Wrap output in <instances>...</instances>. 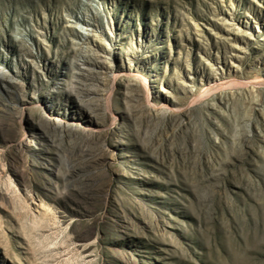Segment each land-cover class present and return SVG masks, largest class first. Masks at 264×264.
Instances as JSON below:
<instances>
[{"label":"rangeland","instance_id":"obj_1","mask_svg":"<svg viewBox=\"0 0 264 264\" xmlns=\"http://www.w3.org/2000/svg\"><path fill=\"white\" fill-rule=\"evenodd\" d=\"M0 264H264V0H0Z\"/></svg>","mask_w":264,"mask_h":264},{"label":"bare ground","instance_id":"obj_2","mask_svg":"<svg viewBox=\"0 0 264 264\" xmlns=\"http://www.w3.org/2000/svg\"><path fill=\"white\" fill-rule=\"evenodd\" d=\"M94 49H95V48H94ZM94 49H93V50H94ZM95 50H96V49H95ZM93 52H94V51H93ZM97 56H99V57H100V55H98V54H97ZM87 63H89V61H88V60H86V62H84V63L82 64V69H84V68H86V67H87V65H88ZM98 64H99V65H101V66H105V63H103V62H101V63H98ZM36 142H37V144H39V142H40V141H39V139H37V141H36Z\"/></svg>","mask_w":264,"mask_h":264}]
</instances>
